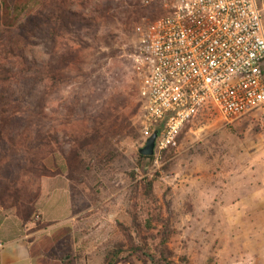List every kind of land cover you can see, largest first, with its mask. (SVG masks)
<instances>
[{
  "label": "rangeland",
  "instance_id": "rangeland-1",
  "mask_svg": "<svg viewBox=\"0 0 264 264\" xmlns=\"http://www.w3.org/2000/svg\"><path fill=\"white\" fill-rule=\"evenodd\" d=\"M25 1L17 0L21 11L38 17L28 25L33 34L27 50L41 70L29 80L38 85L40 105L27 110L28 119L18 129L37 134L38 144L44 139L47 169L69 180L67 186L62 182L50 190L44 183L37 201L44 218L56 224L50 235L67 233L73 224L70 218L83 211L84 217L109 212L113 220L104 226L109 238L102 246L110 249L123 243L126 248L129 242L123 234L131 233L144 249L139 253L143 264H152L147 255L164 234L171 253L165 264H251L247 254H233L238 261L232 262L231 253H219L217 223L211 221L219 219L221 209L264 213V206L251 204L252 198L264 199V130L248 116L229 126L186 125L176 147L151 164L140 159L138 150L144 144L138 132L139 98L130 53L143 0ZM59 1L68 14H57L63 27L51 17ZM149 5L155 8L156 0ZM56 28L59 33L49 38ZM46 64L56 79L47 95ZM11 151L8 157L26 155L23 148ZM219 199L225 205H219ZM209 225L214 228L203 230ZM201 226L205 227L200 230ZM125 253L118 260L129 261Z\"/></svg>",
  "mask_w": 264,
  "mask_h": 264
},
{
  "label": "built area",
  "instance_id": "built-area-1",
  "mask_svg": "<svg viewBox=\"0 0 264 264\" xmlns=\"http://www.w3.org/2000/svg\"><path fill=\"white\" fill-rule=\"evenodd\" d=\"M151 0H143L146 6ZM133 27L130 57L141 142L153 156L176 147L186 125L264 130V0H156Z\"/></svg>",
  "mask_w": 264,
  "mask_h": 264
},
{
  "label": "trees",
  "instance_id": "trees-1",
  "mask_svg": "<svg viewBox=\"0 0 264 264\" xmlns=\"http://www.w3.org/2000/svg\"><path fill=\"white\" fill-rule=\"evenodd\" d=\"M36 2L39 0H26L25 3ZM62 1L56 4L51 12V17L55 23L60 21V27H63V19L58 13L65 12L62 7ZM142 4V2H141ZM64 5V4H63ZM46 7V5H45ZM155 8L151 5H140L136 13V20L141 17L156 16ZM68 15V14H66ZM72 15H77L72 13ZM65 15H63L64 17ZM38 18L31 13L23 12L17 4V0H0V205L4 209L14 210V213L23 222L33 220L36 216L35 203L41 193V181L45 176H54L59 173L47 169L44 160L47 143L44 139L38 144V135L31 131H19V124L28 119L27 110L38 108L40 105V91L36 88L38 85L29 80H35L37 73L41 70L34 64V58L28 57L29 38L33 34L28 25H31L34 19ZM59 33L58 29H51L49 38ZM53 69L49 64L45 65L43 77L50 81L46 86L44 94L55 88L56 79L53 77ZM37 84V82H36ZM32 104V107H30ZM38 136V137H37ZM179 136L177 137L178 141ZM30 140L29 143L25 141ZM8 142V148L3 147V143ZM33 144V147H29ZM2 145V146H1ZM4 148V149H3ZM23 151L25 157L20 158L18 154L8 157L7 153L11 150ZM172 147L166 149L169 150ZM165 150V151H166ZM163 151L162 153H164ZM140 159L152 163L154 156H142ZM146 192L151 196V181L147 180ZM146 227H150V221H144ZM137 222L133 221L136 228ZM45 224L36 223L35 228H42ZM122 226L121 224L119 225ZM122 228V227H121ZM127 229L123 228L124 233ZM137 232V230H136ZM139 234V233H138ZM136 235V233H135ZM125 241L129 242L128 247L123 243L112 245L111 249L106 250L105 264H115L122 252L143 254L142 246L138 247L132 238L131 233L123 234ZM167 236H160V241L156 245L154 252L147 255L152 264H165L170 251L166 247ZM167 264H172L168 263Z\"/></svg>",
  "mask_w": 264,
  "mask_h": 264
},
{
  "label": "crops",
  "instance_id": "crops-1",
  "mask_svg": "<svg viewBox=\"0 0 264 264\" xmlns=\"http://www.w3.org/2000/svg\"><path fill=\"white\" fill-rule=\"evenodd\" d=\"M59 176L62 175L42 178L40 196L44 183L47 190L62 182L67 186L69 180L66 178L65 181ZM252 200L253 206H264V199ZM37 201L35 219L27 222L17 217L14 210L4 209L0 205V264H105V253L109 248L105 249L103 246L109 234L104 226L111 225L112 213H93L84 217L83 211L80 216L70 218L73 224L67 233L53 236L49 230L56 224L44 218L43 211L37 207ZM219 205H225L222 199H219ZM37 222L46 226L35 228ZM80 222H84V225L77 228ZM211 222L217 223L215 229L219 232V253H231L232 262L238 261L233 254H247L251 264H264V213L246 214L240 213L238 209L222 213L221 209L219 219L215 217ZM203 227L205 226L199 227L200 230ZM210 228H214L213 225L206 226L203 230ZM125 254H130V260H118L115 264H143L138 252Z\"/></svg>",
  "mask_w": 264,
  "mask_h": 264
},
{
  "label": "water",
  "instance_id": "water-1",
  "mask_svg": "<svg viewBox=\"0 0 264 264\" xmlns=\"http://www.w3.org/2000/svg\"><path fill=\"white\" fill-rule=\"evenodd\" d=\"M157 137V131L145 141L144 145L138 150V153L142 156H152L155 148V140Z\"/></svg>",
  "mask_w": 264,
  "mask_h": 264
}]
</instances>
